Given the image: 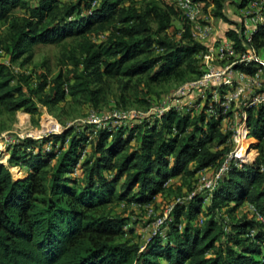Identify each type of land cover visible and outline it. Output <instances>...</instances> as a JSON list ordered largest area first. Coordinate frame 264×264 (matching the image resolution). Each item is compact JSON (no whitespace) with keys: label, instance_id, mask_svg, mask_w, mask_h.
Masks as SVG:
<instances>
[{"label":"trees","instance_id":"obj_1","mask_svg":"<svg viewBox=\"0 0 264 264\" xmlns=\"http://www.w3.org/2000/svg\"><path fill=\"white\" fill-rule=\"evenodd\" d=\"M194 1L209 7L208 0ZM213 1L215 15L228 22L223 0ZM124 2L0 0V21H10L0 50L10 63L38 44L93 32L105 41L85 43L81 57H74L80 72L66 81L59 75L47 94L45 75L33 83L31 76L0 62V110L39 120V104L56 106L68 95L95 99L100 91L91 85L105 78L146 75L159 82L203 75L199 64L208 48L194 39L188 20L179 41L161 37L173 16H184L175 3L145 0L137 8ZM15 9L24 15L11 17ZM106 25L113 29L109 36L103 34ZM228 36L240 46L235 30ZM263 39L259 30L254 35L258 49L264 48ZM209 99L199 113L173 106L128 129L80 124L62 134L9 142V167L26 170V176L15 179L0 164V264H264V223L257 219L258 214L264 220V105L250 107L248 100L244 108L251 147L258 152L254 162L239 167L232 161L212 193L196 192L201 176L209 175L205 171L223 166L233 143L234 133L221 128L231 113ZM173 189L180 196L143 246L130 242L137 230L132 218L100 212L115 199L125 208L147 210ZM246 203L256 210L249 211L252 219L246 215L229 226L222 223L224 214ZM201 217L207 218L204 224Z\"/></svg>","mask_w":264,"mask_h":264},{"label":"rangeland","instance_id":"obj_2","mask_svg":"<svg viewBox=\"0 0 264 264\" xmlns=\"http://www.w3.org/2000/svg\"><path fill=\"white\" fill-rule=\"evenodd\" d=\"M75 0H62V4L66 5ZM148 1V0H146ZM209 7L203 8V14L199 20L202 24H208L213 28V34L207 42L203 44L207 48L216 47L218 42L223 39H229L228 32L235 30L240 32L246 22V6L242 5L244 0H223L224 13L228 18V22L215 15L216 6L213 0H208ZM126 6H135L142 8L145 0H125ZM24 15L21 9L12 11L11 17L20 18ZM185 23L187 19L182 14L173 16L171 25L168 31L161 34V37L170 41H179L184 32ZM10 21H0V40L6 41L9 35ZM113 24V25H112ZM111 25H116L114 22ZM103 34L109 36L113 32L112 26L106 25ZM156 30L157 25L153 23ZM102 34V33H101ZM98 32L88 33L84 36L73 37L67 39L59 44L46 45L38 44L30 48V51L19 61L10 63L7 55L0 50V62L6 63L14 71L19 74L31 76L32 82L36 81L39 75H45L49 84L45 94L48 93L53 85L54 80L62 75L63 79H71L73 73H79L80 69L76 68L74 57H81L82 47L85 43L100 44L105 42L99 38ZM264 56V49L260 48ZM30 58L25 63L26 58ZM201 67L199 71L205 73V59H200ZM226 62H215L218 69L226 66ZM196 75H187L184 80L171 78L161 80L159 82H152L144 75L142 77H116L112 79H104L101 83H94L91 89L100 91L95 99L89 94L77 95L75 97L68 95L64 102L52 106L45 107L39 104L41 117L39 120L32 119L24 112H17L15 115L6 113L0 110V164H4L10 169L15 179L24 178L26 170L20 167L10 168L8 160L10 156L7 152V145L9 142H14L16 138H33L41 139L50 134H62L67 127L86 124L91 112H95L99 116L109 117V120L102 126L114 127L115 129L125 128L128 129L136 124V122L143 121L149 118H154L156 112L166 107H179L181 112H187L188 109L193 110L194 114L199 113L206 101L209 99V93H202L201 90H194L183 98H174L176 92L188 83L196 81ZM264 79V77H263ZM227 92L232 89H225ZM264 92V85L261 90L256 93ZM226 92H223V95ZM249 93H246L239 100L232 102L229 105L227 113H231L226 120L221 124L222 130L231 131L233 135V143L231 146L230 155L238 154L240 145L234 141V136L238 131L247 130V123L244 121L243 116L245 107L250 100ZM199 104V105H198ZM258 108V107H255ZM136 112L138 117H129L126 120L117 119L114 114H132ZM248 118V114L246 115ZM130 126V127H129ZM231 128V130H229ZM233 129V131H232ZM249 132V131H248ZM252 141L247 135L244 149L242 152H247L243 159H237L238 166L244 164H251L258 156V152L251 147ZM136 148V141L132 143L131 149ZM217 170L211 169L205 171L207 174H212ZM197 178V176L195 177ZM195 180V179H194ZM194 182V181H193ZM187 190V189H186ZM120 192V185L117 187V194ZM186 192V191H185ZM186 193H184L185 195ZM180 194L176 189L166 191L163 196H160L155 205L147 206V210L138 209L136 206L129 208L123 207L116 199L109 205L100 210L101 213L113 216H125L132 218L137 223V230L130 236V242L143 246L145 241L149 238L152 231L155 229V219L165 218L169 215L170 208L174 205ZM186 197V196H185ZM243 204L236 213L230 215L224 214L223 224L229 226L231 223L241 219L243 216H248L252 219L250 208ZM233 204L225 208V211L231 208ZM207 220L201 217L199 222L204 224Z\"/></svg>","mask_w":264,"mask_h":264},{"label":"built area","instance_id":"obj_3","mask_svg":"<svg viewBox=\"0 0 264 264\" xmlns=\"http://www.w3.org/2000/svg\"><path fill=\"white\" fill-rule=\"evenodd\" d=\"M175 3L178 8L183 12L185 18L188 20L192 27V36L200 43L207 42L213 34V28L208 24H202L199 22L204 5L201 2L194 0H168ZM96 3L93 4L95 6ZM264 31V0H252L246 6V22L244 28L238 32L240 40V46L237 42L230 39L220 40L216 47L208 48L205 59V73L196 81L191 82L180 88L174 98H183L187 93L194 90H201L202 93H209V100L215 104H219L224 108V113L229 109V105L232 102L239 100L241 97L249 93L251 102L250 107H258L264 105V92L256 93L261 90L264 85V56L261 50L254 45V35L259 31ZM103 38V36H102ZM264 40V39H263ZM264 49V48H262ZM226 62V66L222 69H218L215 66V62ZM252 67L253 72H249L246 69L240 68ZM232 89L227 92L225 89ZM223 92H226L223 95ZM199 105V104H198ZM169 106L156 112V116H161L163 113L169 110ZM210 113L214 111L210 110ZM215 114V113H214ZM136 112L126 114H114L111 117L126 120L129 117H138ZM247 113L244 112L243 119L246 122ZM109 117L99 116L95 112H91L88 120L84 123L95 125L97 129L101 128ZM231 130V128H229ZM233 131V129H232ZM249 130H244L245 138H247ZM242 130L237 132L234 136V141L240 145V139L242 138ZM239 160V155L234 154L228 156L227 160L221 168L213 173L212 176L202 175L199 180V186L196 192L207 191L212 193L222 176L229 170L230 163L234 160ZM137 207V206H136ZM149 207V206H148ZM250 211L256 213L255 208L249 205ZM147 209V207H146ZM172 210V207L169 210ZM168 218H159L156 220L154 232H156L160 226H162L165 220ZM257 219L264 223L261 216L257 214ZM127 229V228H125ZM254 231L251 232L253 236Z\"/></svg>","mask_w":264,"mask_h":264},{"label":"bare ground","instance_id":"obj_4","mask_svg":"<svg viewBox=\"0 0 264 264\" xmlns=\"http://www.w3.org/2000/svg\"><path fill=\"white\" fill-rule=\"evenodd\" d=\"M242 133V138L240 139V150L238 151V155H239V158L240 159H243V158H245V156L247 155V152L249 151V150H247L246 152H242V149H244L245 147H244V144H245V142H246V138H245V136H244V134H245V132H244V130L241 132Z\"/></svg>","mask_w":264,"mask_h":264},{"label":"crops","instance_id":"obj_5","mask_svg":"<svg viewBox=\"0 0 264 264\" xmlns=\"http://www.w3.org/2000/svg\"><path fill=\"white\" fill-rule=\"evenodd\" d=\"M158 199H160V198H158Z\"/></svg>","mask_w":264,"mask_h":264}]
</instances>
